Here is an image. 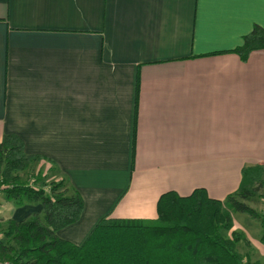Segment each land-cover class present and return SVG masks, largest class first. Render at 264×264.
I'll list each match as a JSON object with an SVG mask.
<instances>
[{
    "label": "crops",
    "instance_id": "0c3cea01",
    "mask_svg": "<svg viewBox=\"0 0 264 264\" xmlns=\"http://www.w3.org/2000/svg\"><path fill=\"white\" fill-rule=\"evenodd\" d=\"M254 25L264 0H0V141L16 134L80 193L60 238L155 219L166 191L223 200L264 165V50L233 52ZM32 212L0 200L3 219ZM242 228L259 264L261 231Z\"/></svg>",
    "mask_w": 264,
    "mask_h": 264
},
{
    "label": "trees",
    "instance_id": "16d2710c",
    "mask_svg": "<svg viewBox=\"0 0 264 264\" xmlns=\"http://www.w3.org/2000/svg\"><path fill=\"white\" fill-rule=\"evenodd\" d=\"M256 49L264 50V29L259 25L233 52L246 60ZM138 88L137 75L136 105ZM41 160L51 161L41 154H27L16 134L3 135L0 200L16 207L39 202L41 212L18 221L0 217V260L12 264H251L237 249L242 234L232 230L234 212L259 221L264 243V165L243 167L238 188L223 200L209 197L202 187L186 196L171 190L159 196L155 219L103 216L77 245L60 238L57 231L79 220L83 199L53 161L43 171ZM258 198L262 212L249 204Z\"/></svg>",
    "mask_w": 264,
    "mask_h": 264
},
{
    "label": "rangeland",
    "instance_id": "374dc122",
    "mask_svg": "<svg viewBox=\"0 0 264 264\" xmlns=\"http://www.w3.org/2000/svg\"><path fill=\"white\" fill-rule=\"evenodd\" d=\"M41 164V168L43 171H47V169L51 166L52 162H48L46 160H41L40 162ZM24 177V175H23ZM250 206H252L256 211L258 212H262V204H261V200L260 198L257 199L256 203H249ZM232 218H233V227L232 230L237 231L238 233L242 234V239L240 240V242L237 245V249L238 251L241 253V255H245V251H247V249L249 247H246L245 244L247 245V243H250V241L248 240L247 235L245 234V231H243L242 226L248 228V233L250 235V237H255L257 235V233H260L261 231V226L259 221L244 213V212H234L232 213ZM228 235H230V232L227 233ZM255 260V259H254ZM253 261V260H252ZM257 262L259 264L264 263V260H257Z\"/></svg>",
    "mask_w": 264,
    "mask_h": 264
},
{
    "label": "built area",
    "instance_id": "2783aa9c",
    "mask_svg": "<svg viewBox=\"0 0 264 264\" xmlns=\"http://www.w3.org/2000/svg\"><path fill=\"white\" fill-rule=\"evenodd\" d=\"M0 264H12V263H10V262L7 261V260H0Z\"/></svg>",
    "mask_w": 264,
    "mask_h": 264
}]
</instances>
